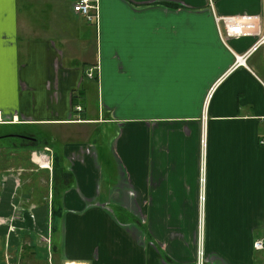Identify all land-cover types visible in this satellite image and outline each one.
I'll use <instances>...</instances> for the list:
<instances>
[{"label": "crops", "instance_id": "0c3cea01", "mask_svg": "<svg viewBox=\"0 0 264 264\" xmlns=\"http://www.w3.org/2000/svg\"><path fill=\"white\" fill-rule=\"evenodd\" d=\"M75 1L0 0V127L17 131L0 137L35 138L0 146V264H197L200 247L204 264H264V40L224 42L217 20L257 15L263 33L264 0H108L110 19L100 0L98 22ZM126 4L142 24L127 62L107 39Z\"/></svg>", "mask_w": 264, "mask_h": 264}, {"label": "rangeland", "instance_id": "374dc122", "mask_svg": "<svg viewBox=\"0 0 264 264\" xmlns=\"http://www.w3.org/2000/svg\"><path fill=\"white\" fill-rule=\"evenodd\" d=\"M106 6H105V15L108 17V19H110L111 15H117V13L114 11V9L110 6L109 1H106ZM123 13L120 15L119 17V21L118 24L115 26H111L109 25L107 28V39L109 40V56H115V52L116 50H120L122 52V56L124 57L125 61H131L132 59V47L134 46V38H136L138 36V34L141 32L142 30V24H137L136 20H133L132 14L136 12L134 11V5L133 4H126L125 6H121ZM101 9H103V0L101 1ZM148 28H146L147 31ZM111 59H109L110 61ZM147 69V67H146ZM93 74V72H92ZM92 77V76H90ZM121 94L122 96H124V101L128 104L127 109L125 110H118V115L119 116H124V115H129L133 113V106H132V100H131V92H130V86L128 85V83L126 82L123 86V88L121 89ZM87 128L94 130V133L91 135L94 142L96 143V145H99L98 150L105 148H110L111 143L109 142V139L107 137L106 132L103 130V126H98L96 124L94 125H86ZM97 128V129H96ZM16 128H12L10 126H2L0 127V134L5 133V132H17L15 131ZM13 134V133H12ZM90 136V133H86L84 140H86V138ZM81 138V137H80ZM27 140L23 137H17V136H11V137H0V146L3 145L6 150L2 153L3 155L9 156L11 155L12 152L15 151L14 145H20L23 144L24 142H26ZM105 151V150H104ZM111 151V150H110ZM109 151V152H110ZM32 154V148L24 149L23 150V157L27 156L28 158H32L31 154ZM18 157H21L18 156ZM10 161H13V157L9 158ZM20 163V162H18ZM29 168H33V167H37V165L35 164V162H31L28 165ZM16 168L17 167H9L8 171H3L2 170V174H8V173H14L15 175H17L18 172H16ZM21 178L23 179L26 178V176H24L25 173H27V178H28V182H26V186H23V189L27 188L29 191H32V188L34 189H38V190H45L46 192L48 191V185H44L41 184L40 186L38 185L39 183V178L44 177L46 179V174L45 173H39V172H33L31 170L29 171H21ZM1 179V177H0ZM52 223V220H51ZM48 225V222H47ZM43 241V240H42Z\"/></svg>", "mask_w": 264, "mask_h": 264}, {"label": "built area", "instance_id": "2783aa9c", "mask_svg": "<svg viewBox=\"0 0 264 264\" xmlns=\"http://www.w3.org/2000/svg\"><path fill=\"white\" fill-rule=\"evenodd\" d=\"M74 11L83 15L88 21H93L94 19L98 22L100 19V0H76L73 5ZM218 23L222 24L225 35H221L224 42L226 37H241V36H253L257 37L256 44H259L264 40V32L262 33L261 20L257 15H224L219 17ZM246 64L245 54H235V61L232 65L233 67L241 66ZM89 76H93L92 72ZM80 108V107H78ZM36 161L40 166H50L48 161H41V154H36ZM49 242V237L45 238ZM254 247L256 250H261L264 252V236L258 238L254 241ZM199 261L197 264L203 263V250L202 247L198 250ZM63 264H90L88 261L79 260H69Z\"/></svg>", "mask_w": 264, "mask_h": 264}, {"label": "trees", "instance_id": "16d2710c", "mask_svg": "<svg viewBox=\"0 0 264 264\" xmlns=\"http://www.w3.org/2000/svg\"><path fill=\"white\" fill-rule=\"evenodd\" d=\"M54 178L58 175L57 174V169L55 168V166H54ZM62 173V176L63 175H70L71 176V173H70V171L69 170H64V172H61ZM69 182V179H67V180H64V184H67ZM54 186H55V184H54ZM60 189H63L64 188V185L63 184H61L60 185V187H59Z\"/></svg>", "mask_w": 264, "mask_h": 264}, {"label": "water", "instance_id": "95a60500", "mask_svg": "<svg viewBox=\"0 0 264 264\" xmlns=\"http://www.w3.org/2000/svg\"><path fill=\"white\" fill-rule=\"evenodd\" d=\"M18 136L20 137H23V138H30V139H35L34 137L32 136H29V135H24V134H19Z\"/></svg>", "mask_w": 264, "mask_h": 264}, {"label": "bare ground", "instance_id": "6f19581e", "mask_svg": "<svg viewBox=\"0 0 264 264\" xmlns=\"http://www.w3.org/2000/svg\"><path fill=\"white\" fill-rule=\"evenodd\" d=\"M255 248V247H254Z\"/></svg>", "mask_w": 264, "mask_h": 264}]
</instances>
